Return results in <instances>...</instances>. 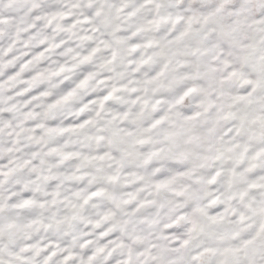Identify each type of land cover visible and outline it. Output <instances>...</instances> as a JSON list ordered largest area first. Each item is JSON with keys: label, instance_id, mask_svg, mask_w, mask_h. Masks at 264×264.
Wrapping results in <instances>:
<instances>
[{"label": "snow or ice", "instance_id": "1", "mask_svg": "<svg viewBox=\"0 0 264 264\" xmlns=\"http://www.w3.org/2000/svg\"><path fill=\"white\" fill-rule=\"evenodd\" d=\"M0 264H264V0H0Z\"/></svg>", "mask_w": 264, "mask_h": 264}]
</instances>
